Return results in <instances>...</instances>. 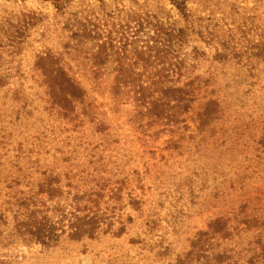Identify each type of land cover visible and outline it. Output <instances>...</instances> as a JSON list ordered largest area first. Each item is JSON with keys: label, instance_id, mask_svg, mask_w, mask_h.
Instances as JSON below:
<instances>
[{"label": "trees", "instance_id": "1", "mask_svg": "<svg viewBox=\"0 0 264 264\" xmlns=\"http://www.w3.org/2000/svg\"><path fill=\"white\" fill-rule=\"evenodd\" d=\"M41 1L53 5L57 24L51 37L41 35L52 46L36 52L30 68L23 54L32 44L28 16L0 29V264H13L18 246L51 249L66 237L121 238L143 218L150 189L137 171L132 180L114 165L111 153L123 138L97 104L99 97L109 94L110 114L126 117L143 148L167 136L168 144L178 146L175 138L184 140L182 131L194 132L186 117L201 100L203 111L192 121L200 133L215 136L225 115L223 102L248 97L239 94L245 75H196L170 52L188 42V26H168L156 14L130 11L128 21L133 16L136 26L119 31L110 20L71 11L75 3L104 0ZM168 1L185 24L194 23L191 0ZM227 49L216 50L213 60L239 59ZM235 130H240L237 142L222 156H233V164L236 154L246 153L244 164L251 168L257 161L255 168L264 171V104ZM249 185L242 180L229 187V197L213 204L215 212L186 235V250L171 264H264V193L254 194ZM143 221L150 234L162 226L156 212Z\"/></svg>", "mask_w": 264, "mask_h": 264}, {"label": "rangeland", "instance_id": "2", "mask_svg": "<svg viewBox=\"0 0 264 264\" xmlns=\"http://www.w3.org/2000/svg\"><path fill=\"white\" fill-rule=\"evenodd\" d=\"M104 1V4L97 1L75 3L71 11H85L89 18L104 19V22L110 20L119 31H128L129 27L136 26L133 16L128 21L130 11L144 16L147 13L156 14L168 26L172 23L188 26V42L169 48L170 52H174L180 60H186L196 75L206 74V78L209 72L218 73L220 77H223V73L228 76L236 73L245 75L239 94L246 92L248 97L244 102L234 99L223 102L225 115L221 123L216 125L218 131L215 136L196 130L192 118H197L205 103L203 100L197 102L186 117L194 132L190 134L182 131L184 140L175 138L178 146L168 144L170 136H167L153 148H143L139 144L127 125L126 117L110 114L112 102L108 93L99 97L97 104L102 106L107 118L123 138L121 145L111 153L114 165L120 172L129 174L132 180H135L133 171H137L143 177V184L150 189L143 218L137 220L129 234L121 238L101 234L94 240L76 241L66 237L51 249H44L41 245L31 248L18 246V259L13 264H171L177 254L186 250V235L191 236L195 232L193 228L200 227L205 218L215 212L213 204H219L229 197L232 184L238 186L242 180L249 181L254 194L257 189H260L258 194L264 193V171L255 168L259 166L257 161H252L253 167L248 168V164H244L246 153L236 154L237 161L233 164V156L221 154L237 142L236 134L240 130L236 131L235 127L240 126L248 114L261 109L264 104V0H191L189 7L195 19L189 25L181 20L168 0ZM24 15L28 16L27 21L31 24L27 42L32 44L23 53L24 66L28 69L36 52L45 46H52L49 39L41 35L46 33L47 37H51L53 33L49 35L48 32L56 28L57 21L51 3L41 0H0V29H9L7 23H16L17 17L23 21ZM143 33L142 29V41L147 39ZM151 35L154 36V31ZM0 37H4L1 30ZM224 48H228L229 54L232 50L238 52L239 59L231 64L214 61L216 50L224 51ZM194 49L199 51L198 55ZM249 73L255 74L256 78H246ZM249 82L256 83L254 89ZM243 147L238 150L245 151ZM248 156H252V153ZM226 166L230 172H227ZM153 212L161 215L162 226L150 234L148 228L143 227V220ZM176 216L177 220L174 219ZM139 238L146 239V244ZM168 246L169 251H165Z\"/></svg>", "mask_w": 264, "mask_h": 264}]
</instances>
